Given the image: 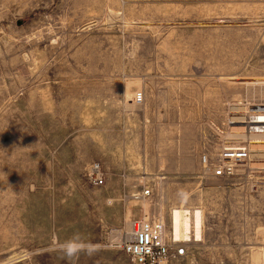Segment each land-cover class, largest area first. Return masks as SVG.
I'll return each mask as SVG.
<instances>
[{"label":"rangeland","instance_id":"rangeland-1","mask_svg":"<svg viewBox=\"0 0 264 264\" xmlns=\"http://www.w3.org/2000/svg\"><path fill=\"white\" fill-rule=\"evenodd\" d=\"M248 105L264 0H0V264H131L110 231L175 210L201 234L168 264H264V167L202 169ZM74 233L97 250L66 258Z\"/></svg>","mask_w":264,"mask_h":264},{"label":"built area","instance_id":"built-area-1","mask_svg":"<svg viewBox=\"0 0 264 264\" xmlns=\"http://www.w3.org/2000/svg\"><path fill=\"white\" fill-rule=\"evenodd\" d=\"M133 102L136 106H141L144 102L143 92H137ZM249 120H256L257 123L245 127V134L264 133V112L250 115ZM241 142L243 146H230L233 143L223 140L215 158L203 154V173L214 178H230L235 175L238 168H246L245 165L252 162L250 160L253 155L263 154L260 151L253 152L251 145H263L264 143H250L248 140H241ZM86 176L88 181L95 186L105 184L106 174L100 163L91 164ZM150 192L146 189L133 194L131 198L142 200L149 197ZM191 239L190 237L185 241L176 238L173 230L168 232L164 217L148 214L129 221L120 229L111 230L108 237L109 247L123 252L131 264H168L186 255L187 243H190Z\"/></svg>","mask_w":264,"mask_h":264},{"label":"bare ground","instance_id":"bare-ground-1","mask_svg":"<svg viewBox=\"0 0 264 264\" xmlns=\"http://www.w3.org/2000/svg\"><path fill=\"white\" fill-rule=\"evenodd\" d=\"M233 113L231 112L230 115V125H240L237 128H232L233 130H240L241 133H231L234 136H239V134L242 135L241 139L238 140H244V141H249L250 143H264V133L263 134H245V127H248L250 125H254L257 123L256 120L250 121L249 116L254 114H260V112H264V108L258 107L256 105H248L247 107L244 108H233L232 109ZM240 111V112H239ZM235 112V113H234ZM239 112V113H236ZM237 114L236 118L235 115ZM247 116V117H246ZM259 122V121H258ZM261 122V121H260ZM263 122V121H262ZM230 134V135H231ZM248 135L250 137H248ZM253 138H259V139H253ZM251 149L253 152H263L262 155H253L251 163H247L245 165L246 169H253L254 166H260L264 167V144L263 145H251ZM256 156H261V157H256ZM256 163V164H254ZM193 219V220H192ZM201 217H200V212L196 211L193 214L189 211H179L175 210L172 215V230L174 231V234L176 238L184 239L187 241L191 237L192 229L194 232V236L196 238L200 237L201 234ZM193 225V226H192Z\"/></svg>","mask_w":264,"mask_h":264},{"label":"clouds","instance_id":"clouds-1","mask_svg":"<svg viewBox=\"0 0 264 264\" xmlns=\"http://www.w3.org/2000/svg\"><path fill=\"white\" fill-rule=\"evenodd\" d=\"M59 247L69 260L77 257L81 253L91 255L97 250L95 245L85 242L80 233H74L69 240H66Z\"/></svg>","mask_w":264,"mask_h":264}]
</instances>
